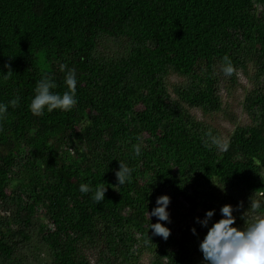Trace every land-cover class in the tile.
Masks as SVG:
<instances>
[{"label": "trees", "instance_id": "16d2710c", "mask_svg": "<svg viewBox=\"0 0 264 264\" xmlns=\"http://www.w3.org/2000/svg\"><path fill=\"white\" fill-rule=\"evenodd\" d=\"M249 63L252 123L224 142L191 109L223 112L220 83ZM61 64L77 71V103L33 115L45 73L67 90ZM17 96L0 121V264H204L201 207L213 222L225 204L264 214V0H0V102ZM119 160L132 169L122 186ZM163 194L191 218L166 240L150 230Z\"/></svg>", "mask_w": 264, "mask_h": 264}, {"label": "clouds", "instance_id": "9594fccd", "mask_svg": "<svg viewBox=\"0 0 264 264\" xmlns=\"http://www.w3.org/2000/svg\"><path fill=\"white\" fill-rule=\"evenodd\" d=\"M60 71L65 73L64 83L67 90L62 94L54 92L53 90L57 88L56 81L51 75L45 73L37 82L34 96L29 104V109L33 115L43 116L45 110L48 113L57 109L69 111L77 103L79 96L76 69L61 64ZM235 71L232 60L225 55L223 57V74L230 77ZM7 74H9V71L6 73L5 78H8ZM19 101L20 98L17 96L7 103L0 102V121L7 118L9 106L15 108L18 106ZM209 140L212 145H219L220 143L215 136L209 133V139L205 140L206 147L209 146ZM133 148L135 156H140L142 152L141 144L136 143ZM131 175L132 169L120 161V167L116 171L118 185L122 186L128 182ZM79 190L85 194L92 192V198L99 204L105 200L108 188L103 185L92 188L90 183H82ZM170 204V195L163 194L156 199V206L149 212L150 217L157 218L156 223L151 222L150 230L153 235L161 236L165 240L171 235V229L168 227L171 222ZM260 207V204L251 202L253 212L259 210ZM220 213L221 218L214 222L216 209H209L203 218H196V222L201 227L207 228V233L199 245L204 264H264V214L253 219L252 222H249V217L245 214L243 217L245 224L240 227L236 224L237 217L234 215L233 205H223ZM192 232L197 234V229L193 227Z\"/></svg>", "mask_w": 264, "mask_h": 264}, {"label": "rangeland", "instance_id": "374dc122", "mask_svg": "<svg viewBox=\"0 0 264 264\" xmlns=\"http://www.w3.org/2000/svg\"><path fill=\"white\" fill-rule=\"evenodd\" d=\"M250 58V56H247ZM253 61L256 58L253 57ZM54 60L51 62V64ZM50 64V65H51ZM256 69L252 63L248 64L247 70H240L237 77V84L230 85L222 81L219 85V95L223 103V112H216L211 114H204L200 109H191L192 114H194L199 120L205 121L209 125L216 128L219 132L217 138L222 139L224 142L228 139L231 133L234 131L236 125H249L252 123V119L244 108V102L248 93L253 89L254 82L256 81ZM183 78L177 76H171L168 80V85L170 87L173 96H176L173 92L175 85L180 84ZM214 112V111H213ZM234 207V206H233ZM190 208L189 204L184 207L178 201L177 203L171 200L169 210L171 213V222L168 226H172L174 230L181 228L186 222L191 220L190 217L187 219L183 217V213ZM205 214L204 208L201 207L196 213L192 215L194 218H203ZM245 214L249 217V222L253 219L258 218L261 214L253 211H242L234 207V215L237 217L236 220H242L243 225L245 224V219L243 218ZM167 223V222H166ZM150 253L146 252L142 256V261L149 262Z\"/></svg>", "mask_w": 264, "mask_h": 264}]
</instances>
